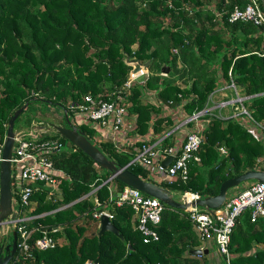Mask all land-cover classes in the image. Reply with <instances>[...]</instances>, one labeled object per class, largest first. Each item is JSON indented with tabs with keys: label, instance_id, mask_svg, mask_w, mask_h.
<instances>
[{
	"label": "trees",
	"instance_id": "trees-1",
	"mask_svg": "<svg viewBox=\"0 0 264 264\" xmlns=\"http://www.w3.org/2000/svg\"><path fill=\"white\" fill-rule=\"evenodd\" d=\"M208 1L221 13L227 33L211 28L215 13L206 7ZM186 2L190 6L185 5ZM247 2L0 0V139H4L13 111L25 102L28 104L16 118L14 128L19 118L21 124L17 128H29L35 121L42 120L34 113L37 108L48 104L66 108L71 100L80 99L87 92L100 94L105 99L113 98L129 71L123 53L130 59L147 63L151 71L144 82L135 81L123 92L129 113L135 115L130 134L146 133L149 127L154 133H161L174 126L169 114L158 115L162 105L155 106L144 100L145 88H154L156 97L164 102L172 100L177 104L182 98H189L184 108L192 113L204 107L209 92L216 87L215 71L219 69L226 78H230V70L234 82L242 86L245 93L253 94L249 99L250 113L254 119L264 121L262 35L258 33V26L250 21L226 19L235 5L242 7ZM198 15L209 19V25L192 33L186 25ZM164 18L169 20L166 26ZM222 48L224 51L220 50ZM212 59L219 60V68L212 66ZM165 64L170 66V71L167 76H161V66ZM176 78L186 82V86L176 83ZM153 114L156 116L151 120ZM80 128L90 138L95 132L87 125ZM44 135L62 139L61 148L52 152L51 158L66 176L58 183L59 194L48 196V188L42 182L33 191L31 198L36 200L33 211L47 212L27 221L28 227H36L29 243L44 232L57 242L42 249L32 246L30 255L17 248L7 264H84L87 258L98 260L100 264L207 263L206 253L190 252L198 248L200 239L191 221L180 215L181 209L165 204L162 218L155 226L158 239L145 241L135 226L132 207L109 204L108 182L102 183L109 172L58 133L46 131ZM93 142L117 165H127L131 171L152 180L147 168L139 162H131L132 147L118 149L110 140ZM136 143L140 146L143 142ZM163 143L172 141L167 137ZM220 144L227 148L226 154L218 152ZM198 154L201 165L189 162L185 182L175 178L158 183L171 191L190 190L206 196L216 194L227 177L257 166L264 169V164L258 161L264 154V143L234 118L211 117ZM113 182L116 195L125 184L115 178ZM93 189L95 191L91 192ZM94 196L110 206L111 220L123 239L109 230L98 234L99 220L93 216V211L101 210L102 205L95 204ZM241 217L230 236L229 264H264V216L251 222L246 211ZM11 238L12 234L8 241ZM18 238L17 232V241Z\"/></svg>",
	"mask_w": 264,
	"mask_h": 264
},
{
	"label": "built area",
	"instance_id": "built-area-1",
	"mask_svg": "<svg viewBox=\"0 0 264 264\" xmlns=\"http://www.w3.org/2000/svg\"><path fill=\"white\" fill-rule=\"evenodd\" d=\"M218 14L221 18V13ZM196 19V17L192 18L193 21H196ZM226 19L229 22L250 21L257 25L258 33L263 38L261 54H264V0H248L242 7L235 5L227 13ZM173 51L177 52V49L173 48ZM228 73L230 84H224L213 91L226 93L228 88L231 89L230 95L228 98L218 101L215 106L229 108V110L231 108L230 113L221 117L234 118L264 143V121L254 119L245 103V100L253 94L240 93L231 77L230 70ZM137 76L127 78L113 98L105 99L100 94L94 95L87 92L80 99L71 100L64 109H66L67 115L73 124L78 127L87 125L94 129L95 133L99 134L98 138H95L96 141L110 140L118 149L132 147L134 156L131 162H139L147 168L149 176L157 174V182L172 181L175 178L185 182L188 178L189 162L200 163L201 161L198 150L203 141L204 129L209 122L207 117H204L209 113V107L204 106L181 117L179 124L175 125L178 132L175 133L172 143L164 144L163 139L170 137L174 132V128L159 133L154 141L141 140L143 143L139 146L136 143L139 141L138 137L129 135V131L134 126L135 116L132 119L130 118L129 103L126 101V93H123L128 90V87L133 83V80H136ZM139 81L144 82V80ZM155 98V101L159 100L157 97ZM159 103L166 108L174 105L172 100L167 102L159 100ZM185 103L186 100L181 99L175 105L177 107L181 106L183 109ZM41 125L42 121H35L33 126L29 128H17L11 154L12 199L13 208L16 211V218L12 224H14V228L17 229L19 234L17 248L26 255L31 254L32 246L41 249L52 247L57 240L44 232L42 236L35 238L34 242L30 244L31 233L36 227H28L27 220L29 218L19 217L18 210L30 204L32 201L31 195L38 187L39 182H42L48 188V194L50 195L54 190L60 192L58 183L61 177L66 176L63 170L54 165L51 158V153L59 150L63 141L54 135L44 137V132L49 130L42 128ZM2 145L3 140L0 139V158ZM219 150L223 154L227 153V149L223 146H220ZM168 155H171L172 159L167 165L163 166L161 161ZM258 161L264 163V154L258 158ZM255 168H258V166ZM113 179L114 177L108 174L102 182H108L109 204L112 203L117 206L129 204L136 219L135 226L142 234L143 239L145 241L157 240L159 235L155 226L162 218L166 203L127 184L114 195L116 185ZM95 189L91 192H94ZM186 196L190 197L187 198ZM183 197L190 202L200 197V194L186 190L182 195L180 194L181 201L184 200ZM94 202L96 205H102L101 210L95 209L93 211V216L98 220L103 213L107 214L109 218L113 216L110 206L106 205L107 203L102 204L96 196H94ZM246 211L249 213L251 222L264 216V180H250L246 186L226 195L225 201L219 207L205 208L196 204H189L179 212L180 215L191 221L192 228L200 241L207 244V247L213 244L221 258L229 264L231 256L229 250L230 236L236 222ZM4 233L5 229L2 227L0 230L2 240L5 236ZM84 264H100V262L86 259Z\"/></svg>",
	"mask_w": 264,
	"mask_h": 264
},
{
	"label": "water",
	"instance_id": "water-1",
	"mask_svg": "<svg viewBox=\"0 0 264 264\" xmlns=\"http://www.w3.org/2000/svg\"><path fill=\"white\" fill-rule=\"evenodd\" d=\"M123 61L129 66L127 78H132L144 72L147 69V63H142L138 59H130L127 53H123ZM170 66L165 64L161 66V72L168 73ZM28 102L23 103L16 108L8 119L3 145L1 149L0 158V230L2 227L7 226L13 222L16 218V211L13 208L12 199V187H11V154L14 143V136L16 128L14 123L18 115L27 106ZM64 109V108H63ZM64 123H58L50 119H42L41 127L53 130L55 133L65 137L76 147L80 148L86 154H88L99 166L105 168L109 175L115 179L122 181L124 184L136 187L148 195L157 197L169 206L184 209L189 204L199 205L205 208H216L223 204L226 199L227 191L246 180H264V169L250 168L241 173L224 179L216 194H209L206 196H200L192 201L178 200L174 197L169 188L159 184L158 182L148 180L141 175L131 171L127 168V165L119 166L113 158L108 157L90 138L86 135L85 131L73 124L68 115L66 109H64ZM172 159L171 155L164 158L161 163L163 166ZM119 194V192H118ZM105 230H109L124 238L123 234L114 225L111 218L105 213L101 214L99 218L98 234ZM17 250V231L12 229V238L10 241H2L0 236V264H7L13 257ZM190 252L193 254L207 253V248H192Z\"/></svg>",
	"mask_w": 264,
	"mask_h": 264
},
{
	"label": "rangeland",
	"instance_id": "rangeland-1",
	"mask_svg": "<svg viewBox=\"0 0 264 264\" xmlns=\"http://www.w3.org/2000/svg\"><path fill=\"white\" fill-rule=\"evenodd\" d=\"M185 5H189L188 2L185 3ZM192 5V4H191ZM209 6L213 13H215V15L212 17L211 21L213 22V24H211V28L214 29V30H217V29H223L224 32H226V29H224V24L221 20V18L219 17V14H218V11L216 10L215 8V4L213 2H207L206 4V7ZM196 21H193L192 19H190L191 21L188 22V24L186 25V29H189L190 31H192V33H196L198 32L202 27H204L206 24L209 25V19H207L205 16H197L196 17ZM169 20L168 18H164L163 20V25L166 26L168 24ZM219 30V31H220ZM227 33V32H226ZM227 35V34H226ZM225 35V36H226ZM225 49V48H224ZM224 49H220L221 51ZM211 64L213 67H217L219 68L220 67V63H219V60L218 59H212L211 60ZM150 70L149 68H147L144 72H141L140 75H138L136 77V80H133V82H141L139 80H146L147 77L149 76L150 74ZM160 74L161 76H167L166 73H163L160 71ZM215 74H216V78H217V82H216V87H220V86H223L224 84H230V78H226L225 76H223L222 74V70H216L215 71ZM175 82L176 83H179L181 84L182 86H186V82L183 83L182 80H180L179 78H176L175 79ZM189 86V82H188V85L187 87ZM237 86V89L240 93H244V94H248V93H245V91L243 90L242 86H240L239 84H236ZM214 88V89H215ZM230 90L231 89H226V93H222L220 91L218 92H209L208 96H207V100H206V103H205V107H209V113L206 114L204 117L206 118L207 117V120L210 121L211 117L213 116H216V117H220L222 118L221 116H224L226 115L227 113H230V110L229 108H221L219 106H215L217 104L218 101L222 100V99H225V98H228L229 95H230ZM156 90L154 88H145L144 91H143V98L144 100L150 102V103H153L155 104V106H160L161 103H159V100L158 101H155V97H156ZM253 96V95H251ZM250 96V97H251ZM249 98H247L245 100V103L246 105L248 106L249 108ZM185 98V97H184ZM183 99V98H182ZM189 98H185L184 100H187ZM69 100V99H68ZM179 103V102H178ZM175 105V104H174ZM172 105V109L174 110L175 115L171 114L170 112L168 113L170 116L172 115L173 116V121H178L179 119H181V117L189 114V112L187 110H184V108L182 109L181 106H174ZM177 108V109H176ZM36 115H39L40 117H42L43 119H53L54 121L58 122V123H64V111H63V106L62 105H59V104H48L47 106H44L42 108H37L36 112H34ZM158 113H163L162 111L161 112H158ZM157 113V114H158ZM131 114V113H130ZM156 116V114H154ZM23 116V114L21 115V117ZM155 116H152L151 119L154 120ZM229 117H225V118H222V119H227ZM231 118V117H230ZM21 119L19 118L16 122V129L17 127L19 126ZM176 125V124H174ZM162 132H165V130H163ZM161 132V133H162ZM50 133H54V131H50ZM159 134V133H158ZM92 138V137H91ZM93 141L97 142L95 139L92 138ZM164 140V139H163ZM172 141L173 140V137H168V141ZM220 146H223L225 147L224 145H219L217 148H218V152L222 155L223 153L220 152L219 150V147ZM226 148V147H225ZM227 149V148H226ZM262 163V162H261ZM199 166L201 165V161L200 163H198ZM264 164V163H263ZM203 171H205L204 169H202ZM153 181L157 182L158 181V176L157 174H151L149 176ZM251 180V179H250ZM238 186V185H237ZM242 186V184H239L238 187ZM236 187V186H235ZM237 188V187H236ZM174 195V197L178 200H180V194L182 195L183 192H180V191H171ZM231 192V188L227 191V195H229ZM187 198H189V196H186ZM134 214V213H133ZM8 235H11V232H9L7 230V233H6V236ZM2 237V236H1ZM212 247H210V252H212L213 250H216L215 249V246L212 244L211 245ZM220 256V255H219ZM89 259V258H87ZM86 260V259H85ZM226 261V260H225ZM207 263L206 264H225L223 258H219V260L215 259L214 258V255L213 254H210V255H207Z\"/></svg>",
	"mask_w": 264,
	"mask_h": 264
},
{
	"label": "crops",
	"instance_id": "crops-1",
	"mask_svg": "<svg viewBox=\"0 0 264 264\" xmlns=\"http://www.w3.org/2000/svg\"><path fill=\"white\" fill-rule=\"evenodd\" d=\"M140 75V74H139ZM169 108H170V110H169ZM169 108H166V107H163L162 106V114L161 113H159L158 115H167L169 112L171 113V114H173V115H175L176 116V114H175V112H174V110L172 109V107H169ZM63 111H64V109H63ZM135 115H133V114H130V118L132 119L133 117H134ZM152 116H155L154 114L152 115ZM171 117L173 118V116L171 115ZM50 120H53V119H50ZM152 120V119H151ZM54 121V120H53ZM135 121V120H134ZM133 121V123H135ZM181 120L179 119L178 121H173L174 122V124H179V122H180ZM174 128V129H173ZM174 130V132L171 134V136L170 137H173V139L175 138V133L176 132H178V130L177 129H175V125L173 126V127H171L169 130ZM46 130H48L47 128H46ZM176 130V131H175ZM50 131H53V130H49V132ZM94 135H92V138L93 139H95V138H98V136H99V134H96L95 132L93 133ZM129 135L131 136V137H134V136H137L138 137V139H139V142H141V140H143V139H146V140H148V141H152L153 139H155V137H157L158 136V133H154L153 131H152V128L151 127H149V129H148V131L146 132V133H143V134H140V133H135V134H130V132H129ZM96 140V139H95ZM97 141H99V140H97ZM260 169V168H259ZM249 181L250 180H246V181H244L243 183H242V186H240V187H238V186H236V187H233V188H231V192H230V194H232L234 191H236L237 189H240L241 187H243V186H246L248 183H249ZM58 188H59V186H58ZM60 189V188H59ZM55 193H57V194H59L60 192H58L57 190H54V191H52V193L51 194H55ZM50 194V195H51ZM49 194H48V196H50ZM190 197V196H189ZM35 204H36V200L35 199H32V201L30 202V204L29 205H27V206H25V207H23V208H21V209H19L18 210V215H19V217H22V218H29L27 221H30L31 220V218H34V216H37V215H41V214H45L47 211H42V212H38V213H35L34 211H33V209H34V206H35ZM243 218H244V215L240 218V220L242 221L243 220ZM4 229H5V236L3 237V240H5L6 242H8V237H9V235L7 234V236H6V233H7V230L9 231V232H11V234H12V229L14 228V224H9V225H7V226H4L3 227ZM195 232V231H194ZM196 234V233H195ZM2 240V241H3ZM209 246V245H208ZM196 247H202V248H207L208 249V252L206 253L207 255H210V254H213L214 255V258L215 259H217V260H219V258H220V254L216 251V250H213L212 252H210L211 250H210V247H212L211 245L209 246V247H207V244H203L201 241H200V243L196 246ZM216 249V248H215Z\"/></svg>",
	"mask_w": 264,
	"mask_h": 264
},
{
	"label": "flooded vegetation",
	"instance_id": "flooded-vegetation-1",
	"mask_svg": "<svg viewBox=\"0 0 264 264\" xmlns=\"http://www.w3.org/2000/svg\"><path fill=\"white\" fill-rule=\"evenodd\" d=\"M65 122V121H64Z\"/></svg>",
	"mask_w": 264,
	"mask_h": 264
}]
</instances>
